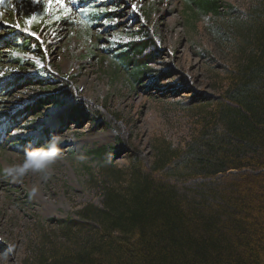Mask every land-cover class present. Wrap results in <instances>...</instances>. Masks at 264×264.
Instances as JSON below:
<instances>
[{"label": "rangeland", "instance_id": "374dc122", "mask_svg": "<svg viewBox=\"0 0 264 264\" xmlns=\"http://www.w3.org/2000/svg\"><path fill=\"white\" fill-rule=\"evenodd\" d=\"M218 2L217 14H202L191 0H93L96 8L115 11L97 22L91 21L96 9L77 0L0 4V264H17L43 237L61 233V219L77 220L84 204L100 203L99 166L90 150L104 147L117 166L131 160V151L115 142L114 130L76 111L75 97L46 106L31 103L47 88L46 71L69 77L79 96L105 102L119 114L130 146L150 161L153 138L185 145L204 109L196 94L216 93L222 65L235 60L234 23L245 20L250 0ZM34 23L45 24L36 34L39 51H22L8 40L9 31H31ZM142 27L154 31L160 48L159 62L151 64L157 80L146 73L142 83L130 84L123 60V68L113 72L112 51L138 37ZM11 57L22 64H12ZM166 63L171 71H159ZM132 66L137 71L135 58ZM186 77L192 89L181 85ZM53 139L54 163L16 178L6 174L23 164L28 152L33 161H44L43 150Z\"/></svg>", "mask_w": 264, "mask_h": 264}, {"label": "trees", "instance_id": "16d2710c", "mask_svg": "<svg viewBox=\"0 0 264 264\" xmlns=\"http://www.w3.org/2000/svg\"><path fill=\"white\" fill-rule=\"evenodd\" d=\"M191 1L199 13L219 12L218 0ZM77 2L96 9L91 21L115 14L93 0ZM234 25L235 60L222 65L216 93L196 94L204 109L193 135L183 147L153 138L150 161L130 146L119 114L79 96L69 77L46 71L47 88L32 104L75 97L76 111L104 122L132 155L117 166L104 147L90 150L99 166L100 203L84 204L77 220L61 219V233L43 237L17 264H264V0H250L245 20ZM44 28L34 23L30 32ZM9 32L20 50L39 51L36 38ZM138 34L112 51L113 72L123 60L130 84L142 83L146 73L157 80L154 31L142 27ZM171 69L166 63L159 71ZM181 85L193 88L187 77Z\"/></svg>", "mask_w": 264, "mask_h": 264}, {"label": "clouds", "instance_id": "9594fccd", "mask_svg": "<svg viewBox=\"0 0 264 264\" xmlns=\"http://www.w3.org/2000/svg\"><path fill=\"white\" fill-rule=\"evenodd\" d=\"M46 154V159L41 162L33 161V153L28 152L25 156V161L21 165L14 166L11 169H6V174L12 175L14 178L25 175L29 170L36 172L45 168L47 165L54 163L58 155V149L55 139L51 141L46 149L43 150Z\"/></svg>", "mask_w": 264, "mask_h": 264}, {"label": "bare ground", "instance_id": "6f19581e", "mask_svg": "<svg viewBox=\"0 0 264 264\" xmlns=\"http://www.w3.org/2000/svg\"><path fill=\"white\" fill-rule=\"evenodd\" d=\"M59 112H60V111L57 110V111L54 113L55 118L59 115ZM42 124H43L44 127H48V126H47V124H48V120L45 119V121H43ZM109 132H110V131H109Z\"/></svg>", "mask_w": 264, "mask_h": 264}, {"label": "snow or ice", "instance_id": "6c2138e0", "mask_svg": "<svg viewBox=\"0 0 264 264\" xmlns=\"http://www.w3.org/2000/svg\"><path fill=\"white\" fill-rule=\"evenodd\" d=\"M4 3V0H0V4Z\"/></svg>", "mask_w": 264, "mask_h": 264}]
</instances>
